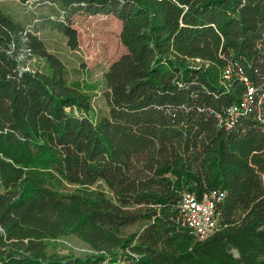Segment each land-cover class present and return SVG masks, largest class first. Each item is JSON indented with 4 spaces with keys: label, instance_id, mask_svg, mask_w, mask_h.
I'll return each instance as SVG.
<instances>
[{
    "label": "trees",
    "instance_id": "obj_1",
    "mask_svg": "<svg viewBox=\"0 0 264 264\" xmlns=\"http://www.w3.org/2000/svg\"><path fill=\"white\" fill-rule=\"evenodd\" d=\"M18 1L50 5L39 21L71 49L75 13L113 15L125 52L103 74L98 114L0 9V264L264 263V133L254 110L231 128L218 118L245 92L241 74L256 106L264 96V0ZM214 188L220 226L200 240L174 220L177 203ZM69 236L94 252H49Z\"/></svg>",
    "mask_w": 264,
    "mask_h": 264
},
{
    "label": "rangeland",
    "instance_id": "obj_2",
    "mask_svg": "<svg viewBox=\"0 0 264 264\" xmlns=\"http://www.w3.org/2000/svg\"><path fill=\"white\" fill-rule=\"evenodd\" d=\"M41 5L21 3L18 0H0V9L15 20L22 22L28 30L36 32L43 40L48 52L58 56L64 63L68 82L81 84L91 96L93 110L98 114L104 113L106 105L102 97V92L105 89L103 74L110 64L125 52V47L119 38L121 22L113 15L75 13L71 18V26L77 31L78 41L77 48L71 49L65 35L50 27L42 26L40 21L43 17L50 16L52 10L50 5ZM25 63L26 67H32L35 59L27 60ZM100 185L106 191V188L102 184ZM0 191H2L1 187ZM140 227V224H135L130 226L129 230L136 231ZM208 236L200 240H204ZM48 250L56 255L69 253L81 255L94 252L74 236L49 241ZM226 250L227 255L233 259L239 258L238 250L235 247L227 246ZM197 252L200 251L197 250ZM129 256L135 257L134 254H129ZM124 258L120 260L119 264L127 263ZM261 260H264V257Z\"/></svg>",
    "mask_w": 264,
    "mask_h": 264
},
{
    "label": "built area",
    "instance_id": "obj_3",
    "mask_svg": "<svg viewBox=\"0 0 264 264\" xmlns=\"http://www.w3.org/2000/svg\"><path fill=\"white\" fill-rule=\"evenodd\" d=\"M231 71L230 67H226L223 70V76L230 77ZM241 79L246 85L245 92L239 101L229 105L223 111V114L218 117L219 122L223 123L224 127L231 128L239 117L247 116L254 110V118L264 133V96L257 94L256 106L255 87L244 74H241ZM260 177L264 185V171L260 173ZM224 197L225 191L217 188L206 189L200 193L185 191L177 203L174 220L190 234L202 239L219 228Z\"/></svg>",
    "mask_w": 264,
    "mask_h": 264
}]
</instances>
